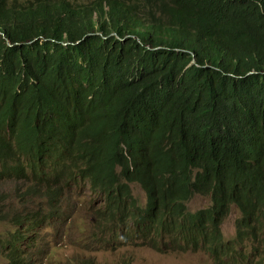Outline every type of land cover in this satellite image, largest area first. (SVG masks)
Segmentation results:
<instances>
[{"label":"trees","instance_id":"1","mask_svg":"<svg viewBox=\"0 0 264 264\" xmlns=\"http://www.w3.org/2000/svg\"><path fill=\"white\" fill-rule=\"evenodd\" d=\"M6 180L36 206L5 216L7 264H38L83 189L105 248L264 264V0H0Z\"/></svg>","mask_w":264,"mask_h":264},{"label":"rangeland","instance_id":"2","mask_svg":"<svg viewBox=\"0 0 264 264\" xmlns=\"http://www.w3.org/2000/svg\"><path fill=\"white\" fill-rule=\"evenodd\" d=\"M22 4L29 0H11ZM17 189L13 182L8 180L0 181V190L4 197L8 196L4 207L0 208V237L4 238L9 229L8 218L14 212L21 214L30 213L35 210L32 202L20 203L17 200ZM134 197L145 204L147 197L139 185L132 187ZM76 195V191L72 190ZM80 194L71 196L70 199L77 207V214L69 219L65 224H57L53 227H46L42 231L40 249L45 255L39 254L35 257L38 264H66L69 258L76 259V255H83L85 259L91 257L96 264H121L130 256L134 257V264H214L213 258L205 252L186 253V254H158L144 247L135 249L120 250L115 245L114 248H105L104 240L98 237L97 232L92 228L94 225L85 226L88 222H94L92 214L89 212L90 207H101V199L95 197L89 190L83 189L78 191ZM3 202V200H2ZM210 206V201L201 197H196L189 205L190 213L194 214ZM40 208V206L38 207ZM84 208V209H82ZM5 216L7 219H5ZM242 218L237 209L233 212L223 226L224 238L226 241H233L237 236V224ZM84 219H89L84 221ZM92 224V223H91ZM69 227V228H68ZM91 227V228H90ZM11 228V227H10ZM10 232V231H9ZM106 233V232H105ZM111 238V237H110ZM94 249V250H93ZM1 264H7V259L0 257Z\"/></svg>","mask_w":264,"mask_h":264},{"label":"water","instance_id":"3","mask_svg":"<svg viewBox=\"0 0 264 264\" xmlns=\"http://www.w3.org/2000/svg\"><path fill=\"white\" fill-rule=\"evenodd\" d=\"M8 46H11L10 43H8Z\"/></svg>","mask_w":264,"mask_h":264},{"label":"clouds","instance_id":"4","mask_svg":"<svg viewBox=\"0 0 264 264\" xmlns=\"http://www.w3.org/2000/svg\"><path fill=\"white\" fill-rule=\"evenodd\" d=\"M156 253V252H155Z\"/></svg>","mask_w":264,"mask_h":264}]
</instances>
